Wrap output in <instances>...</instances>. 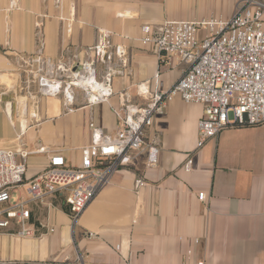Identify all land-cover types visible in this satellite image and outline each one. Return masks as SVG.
<instances>
[{"label": "crops", "instance_id": "crops-1", "mask_svg": "<svg viewBox=\"0 0 264 264\" xmlns=\"http://www.w3.org/2000/svg\"><path fill=\"white\" fill-rule=\"evenodd\" d=\"M241 4L0 0V149L32 153L27 183L0 206L1 211L24 204L31 212L25 223L31 235H19L22 225L16 219L0 228V264H264V125L231 126L199 149L205 108L175 98L145 131V141L160 149L157 166L148 168L143 153L115 172L76 222L60 197L31 202L28 186L52 155L80 164L81 149L91 142V124L114 135L125 95L144 104L140 85L151 93L169 90L183 76L186 64L162 62L153 45H143L144 27L229 20ZM101 30L111 33L113 46L129 52L123 69L113 51L106 64L96 63L100 77L110 68L123 70L113 74V96L89 105L78 91L69 112L62 96L40 95L33 79L40 68L36 58L52 69L78 57L91 60L87 51L99 42ZM10 104L12 117L6 110ZM40 147L46 152H38ZM189 159L190 172L185 170ZM139 177L147 186L137 194Z\"/></svg>", "mask_w": 264, "mask_h": 264}, {"label": "built area", "instance_id": "built-area-1", "mask_svg": "<svg viewBox=\"0 0 264 264\" xmlns=\"http://www.w3.org/2000/svg\"><path fill=\"white\" fill-rule=\"evenodd\" d=\"M143 34V45H153L162 62L176 59L186 64L187 70L169 90L151 93L145 84L140 85L138 93L144 104H135L125 95L119 110L120 125L114 135L91 124V142L81 149L80 164H68L63 156L52 155L46 169L28 182L31 202L60 197L70 207L76 222L111 182L115 172L127 168L143 153L148 168L157 166L160 149L157 144L145 141V131L175 98L205 108L198 124L199 149L231 126L264 125V4L261 0H242L229 20L166 21L154 30L144 27ZM110 38V32L100 31L99 42L87 51L91 60L78 57L74 64L61 63L52 69L38 56L35 62L40 68L33 78L38 93L62 96L69 112L73 111L78 91L89 105L107 102L114 94L113 74L123 73L122 69L129 65V52L123 46H113ZM40 42L43 44V40ZM110 51L122 69L110 68L100 77L96 63L106 64ZM7 107V114L12 117L11 104ZM38 152H46V148L40 147ZM31 154L27 150L0 149V206L10 202L12 190L27 183ZM192 165L193 160L189 159L185 170L192 171ZM145 186L144 177L135 180L137 194ZM205 198V193L199 194L201 201ZM30 215L24 204L10 205L0 211V228L8 227L16 219L22 225L19 235L30 236L25 227Z\"/></svg>", "mask_w": 264, "mask_h": 264}]
</instances>
